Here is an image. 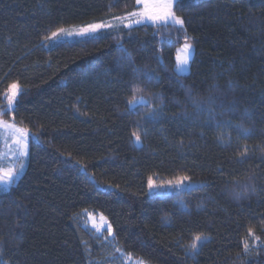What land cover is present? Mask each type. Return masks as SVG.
<instances>
[{
  "label": "trees",
  "instance_id": "trees-1",
  "mask_svg": "<svg viewBox=\"0 0 264 264\" xmlns=\"http://www.w3.org/2000/svg\"><path fill=\"white\" fill-rule=\"evenodd\" d=\"M137 9L0 0V117L32 134L25 172L0 190V264H117L121 252L147 264H264V0H176L182 28L121 27L45 47L60 28ZM185 36L194 53L181 75ZM136 87L148 104L130 109ZM177 175L200 185L148 192L149 177ZM84 212L103 214L113 237L86 228ZM196 234L207 240L193 260Z\"/></svg>",
  "mask_w": 264,
  "mask_h": 264
},
{
  "label": "snow or ice",
  "instance_id": "snow-or-ice-1",
  "mask_svg": "<svg viewBox=\"0 0 264 264\" xmlns=\"http://www.w3.org/2000/svg\"><path fill=\"white\" fill-rule=\"evenodd\" d=\"M143 4V8L140 11H134L129 14V16L132 17H141L146 18L148 20H151L154 24L158 23L160 21H164L166 24H172V25H179L181 28L183 27V19L181 17H178L174 14L175 11V0H137V4ZM140 19L136 20V23H140ZM125 27H129L130 25L125 24ZM102 27H115L114 25H108V24H90L86 27H83L79 29L78 31H69L64 28L58 29V32H53L52 35L56 37L58 34L60 35H79L83 36L89 33H95L98 29ZM190 40V37L185 36V43L181 49H178V52L182 53L178 54L176 56V66H175V72L181 73V74H187L189 71V62L191 57V49L192 45L188 41ZM121 52H126V49H124L121 46L120 49ZM149 79H152V76L147 74ZM20 86L18 83L13 82L9 85L8 91L5 93L7 101H8V110L9 111H15L14 107V101L16 100L17 96L19 95ZM141 89L139 87H136L133 92V98L129 100L128 105L129 108L135 107L137 104H143L147 105L148 101L144 99L143 96L139 98V100L136 99L135 93L140 92ZM156 99H159V96L156 97ZM196 106L198 108H203V102L196 101ZM6 114V113H4ZM156 115H159L158 111H150L149 116L151 118H155ZM230 123V121L228 122ZM0 126L6 129H11L13 132V135L15 137L16 144L20 145L19 149V155L24 156L26 154V142L28 140V130L25 128H19L16 127L15 124H9L7 121H0ZM246 131V130H243ZM135 143L139 145L141 143V135L138 131H134L132 133ZM20 167L23 168V160L20 161ZM13 177V171L9 170L7 173V178H0V182H2L4 185H8L9 182L12 180ZM190 178L188 176L184 175H177L172 180L167 181L168 187H175L177 189L183 187L184 183L188 181ZM148 187L149 189H155L163 187V185L154 184L151 177L148 178ZM89 218L92 219V214H89ZM102 224H96L93 220L92 227L95 228L96 232H101L104 225H107V232L108 235H112V226L109 224L103 216H101ZM249 235L252 236L253 232L252 229H249ZM207 240V237H204L202 234H196L193 237L192 242L187 246L185 251V256L190 257L193 260L195 259L196 253L199 251V246H202V243ZM245 252L247 253L249 251V246L247 242L244 244ZM118 252H121V249H116ZM121 256H124V253L121 252ZM128 256L130 257L131 254L129 253ZM137 264H144L143 259L139 260Z\"/></svg>",
  "mask_w": 264,
  "mask_h": 264
},
{
  "label": "rangeland",
  "instance_id": "rangeland-1",
  "mask_svg": "<svg viewBox=\"0 0 264 264\" xmlns=\"http://www.w3.org/2000/svg\"><path fill=\"white\" fill-rule=\"evenodd\" d=\"M175 2H176V0H175ZM136 4H137V0H136ZM137 6H138V9L136 11L142 10V8H143L142 3L137 4ZM137 19H140L141 22L136 23ZM91 24H108V25H114L115 27H102V28L98 29L95 33H89V34H86L83 36H79V35H75V34L71 35V36L58 34L56 37H54L53 35H51L46 40V42H44L45 47L50 48V47H53L54 45L59 44L61 42H71V41H76V40H82V39H85L88 37L97 36L100 33L107 31V30H110V31L119 30L121 27L128 29V28H132V27H136V26H140V25H167L164 21H160V22L154 24L151 20H148L146 18H141V17H132V16H129V14L124 15V16H120V17H116V18H112V19H108V20H104L101 22L91 23ZM125 24H128L130 26L125 27L124 26ZM88 25H90V24H88ZM88 25L71 26V27H67L64 29L75 32V31H78L79 29H81L83 27L88 26ZM189 43H191V42H189ZM183 45H184V43L176 49L175 60H176V56L178 54L182 55V53L178 52V49H181L183 47ZM191 45H192V49H191L190 60H191L193 53H194V46L192 43H191ZM189 71H190V62H189ZM189 71H188V73H189ZM178 74H181V73H178ZM181 75H185V74H181ZM19 93H20V90H19ZM18 96H17L16 100L14 101V107L17 104ZM5 99H6V109L8 110V101H7L6 95H5ZM137 100H139V99H137ZM0 121H7L9 124H15L13 121H8L2 117H0ZM15 126L19 127V128H25V127L19 126L17 124H15ZM25 129H27V128H25ZM28 134H29V136H28V140L26 142V145H27L26 146V154L24 156H20L19 155L20 145L16 144L15 137L13 135L12 130L6 129V128H3L2 126H0V178H7L8 171L9 170L13 171L12 180L9 182L8 185H4L2 182H0V190H7V189L11 188V186H13L18 181V179L22 176V174L25 172V169L27 166V161H28V156H29V148H28L29 147V140L32 136V134L29 130H28ZM21 160H23V168L20 167V161ZM151 178H152L154 184L163 185V187L150 190L148 187V182H147V190L150 193L164 194V193H168L172 190H185V189L200 185V182L191 181L189 179L188 181H186L184 183L183 187L177 189L175 187H168L167 181L172 180V179H163V178H160L158 176H151ZM89 214H92V219L89 218ZM101 216L106 218L101 213H91V212H84L81 214L80 217H81V222L83 223V225L86 228H89L90 230H93L94 232H96L95 228L92 227L93 220L98 225L102 224ZM106 220L110 224V222L108 221L107 218H106ZM98 234L105 235L108 238L113 237V231H112L111 236L108 235L107 225H104L102 231L99 232ZM107 237H105V238L107 239ZM138 261L139 260L131 258L128 255H124L123 259L119 260V262L117 264H137ZM144 264H147V263L144 262Z\"/></svg>",
  "mask_w": 264,
  "mask_h": 264
}]
</instances>
